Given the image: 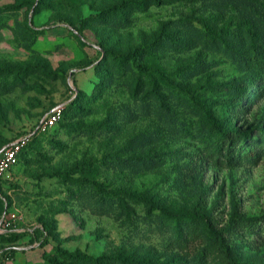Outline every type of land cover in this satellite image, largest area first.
Masks as SVG:
<instances>
[{
  "label": "rangeland",
  "instance_id": "374dc122",
  "mask_svg": "<svg viewBox=\"0 0 264 264\" xmlns=\"http://www.w3.org/2000/svg\"><path fill=\"white\" fill-rule=\"evenodd\" d=\"M27 136L0 264H264V0H0Z\"/></svg>",
  "mask_w": 264,
  "mask_h": 264
},
{
  "label": "built area",
  "instance_id": "2783aa9c",
  "mask_svg": "<svg viewBox=\"0 0 264 264\" xmlns=\"http://www.w3.org/2000/svg\"><path fill=\"white\" fill-rule=\"evenodd\" d=\"M62 108H57L48 115H46L40 124L37 132H44L53 128L62 118ZM31 136L17 139L11 144L7 145L0 155V178L9 173L19 163V155L23 148L28 144ZM6 226L8 225H4ZM1 232H5V229H1Z\"/></svg>",
  "mask_w": 264,
  "mask_h": 264
},
{
  "label": "trees",
  "instance_id": "16d2710c",
  "mask_svg": "<svg viewBox=\"0 0 264 264\" xmlns=\"http://www.w3.org/2000/svg\"><path fill=\"white\" fill-rule=\"evenodd\" d=\"M137 4H138V3L135 2V1H128V2H125V3L122 5V8H124V7H128V6H134V5H137ZM246 27L248 28L249 25L246 24ZM76 105H77V103L74 104L73 108H76ZM64 116H65V112L62 114V118H61V120L57 123V125L63 120ZM57 125H56V126H57ZM56 126H54V127H56ZM54 127H53V128H54ZM39 133H41V132H37L36 134L38 135ZM34 137H36V136H34ZM34 137H33V138H34ZM33 138H32V139H33ZM32 139H30L29 142H31ZM27 146H28V144L23 148V150L21 151V153H20V155H19V163H20V161H21V159H22V155L25 153V150L27 149ZM19 163H18V165H19ZM18 165H16V166H18ZM16 166H15V167H16ZM1 183H3V178H0V184H1ZM203 218H204V217H203ZM1 235L8 236L7 233H5V234H1Z\"/></svg>",
  "mask_w": 264,
  "mask_h": 264
},
{
  "label": "water",
  "instance_id": "95a60500",
  "mask_svg": "<svg viewBox=\"0 0 264 264\" xmlns=\"http://www.w3.org/2000/svg\"><path fill=\"white\" fill-rule=\"evenodd\" d=\"M4 150V149H3ZM3 150L0 152V155H1V153L3 152Z\"/></svg>",
  "mask_w": 264,
  "mask_h": 264
}]
</instances>
